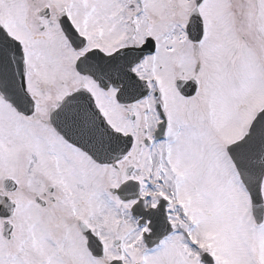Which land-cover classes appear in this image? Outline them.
I'll use <instances>...</instances> for the list:
<instances>
[{
    "label": "snow or ice",
    "instance_id": "obj_1",
    "mask_svg": "<svg viewBox=\"0 0 264 264\" xmlns=\"http://www.w3.org/2000/svg\"><path fill=\"white\" fill-rule=\"evenodd\" d=\"M0 264H264V0H0Z\"/></svg>",
    "mask_w": 264,
    "mask_h": 264
}]
</instances>
